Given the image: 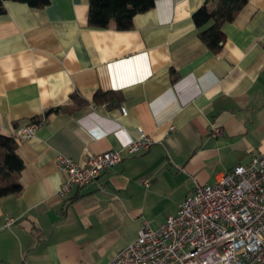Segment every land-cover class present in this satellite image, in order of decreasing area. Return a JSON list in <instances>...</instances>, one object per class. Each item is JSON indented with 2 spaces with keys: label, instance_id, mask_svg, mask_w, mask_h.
Returning <instances> with one entry per match:
<instances>
[{
  "label": "crops",
  "instance_id": "crops-1",
  "mask_svg": "<svg viewBox=\"0 0 264 264\" xmlns=\"http://www.w3.org/2000/svg\"><path fill=\"white\" fill-rule=\"evenodd\" d=\"M204 1L156 0L130 30L88 27V0L3 2L0 134L15 135L72 93L86 102L18 142L22 189L0 199V264L105 263L144 223L158 228L175 214L195 183L264 152V0H247L223 26L217 54L191 19ZM97 90L117 94L96 104ZM137 129L152 139L146 151L59 195L58 154L83 161L86 151L124 150Z\"/></svg>",
  "mask_w": 264,
  "mask_h": 264
},
{
  "label": "built area",
  "instance_id": "built-area-1",
  "mask_svg": "<svg viewBox=\"0 0 264 264\" xmlns=\"http://www.w3.org/2000/svg\"><path fill=\"white\" fill-rule=\"evenodd\" d=\"M120 110L126 114L123 107ZM39 124L19 128L15 137L30 138ZM173 128L170 124L167 132ZM151 144V137L137 129L124 150L86 151L83 161L58 154L56 165L65 174L59 195L66 199L72 188L95 182L124 153L137 154ZM13 222L8 218L4 225ZM102 264H264V152L253 154L247 165H236L212 184L195 183L175 214L158 228L144 223L132 243Z\"/></svg>",
  "mask_w": 264,
  "mask_h": 264
},
{
  "label": "trees",
  "instance_id": "trees-1",
  "mask_svg": "<svg viewBox=\"0 0 264 264\" xmlns=\"http://www.w3.org/2000/svg\"><path fill=\"white\" fill-rule=\"evenodd\" d=\"M0 0V14L5 7ZM27 4L34 9L43 8L50 0H11ZM156 0H88L87 26L104 29L113 27L116 30H130L133 16L153 8ZM247 0H205L191 15L197 36L202 44L213 54L220 52L224 40L223 26L230 23L246 4ZM209 4L213 7L209 8ZM116 91L97 90L93 96L96 104H102L115 96ZM86 101L76 93L69 96V103L49 107L42 114L31 119L42 123L52 114L74 113ZM18 140L15 135L0 134V199L9 195L19 194L22 185L20 173L25 166L17 152Z\"/></svg>",
  "mask_w": 264,
  "mask_h": 264
}]
</instances>
